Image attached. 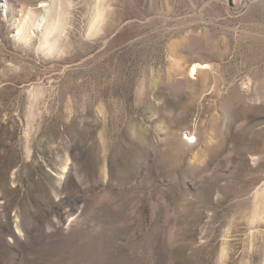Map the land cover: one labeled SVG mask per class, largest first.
<instances>
[{"label":"rangeland","instance_id":"374dc122","mask_svg":"<svg viewBox=\"0 0 264 264\" xmlns=\"http://www.w3.org/2000/svg\"><path fill=\"white\" fill-rule=\"evenodd\" d=\"M0 264H264V0H0Z\"/></svg>","mask_w":264,"mask_h":264},{"label":"bare ground","instance_id":"6f19581e","mask_svg":"<svg viewBox=\"0 0 264 264\" xmlns=\"http://www.w3.org/2000/svg\"><path fill=\"white\" fill-rule=\"evenodd\" d=\"M41 5H45V2H42L41 3ZM206 66V65H205ZM202 66L200 65V64H194L193 66H192V68L190 69V74H191V76H193L197 71H198V69L199 68H201ZM190 138H192V137H190ZM194 138V137H193Z\"/></svg>","mask_w":264,"mask_h":264}]
</instances>
